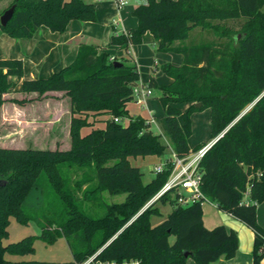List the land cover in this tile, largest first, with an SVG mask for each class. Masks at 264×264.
Listing matches in <instances>:
<instances>
[{
	"label": "trees",
	"instance_id": "1",
	"mask_svg": "<svg viewBox=\"0 0 264 264\" xmlns=\"http://www.w3.org/2000/svg\"><path fill=\"white\" fill-rule=\"evenodd\" d=\"M12 5L13 16L5 27L0 26V33L18 40L30 39L43 26L59 34L70 21H97L94 5L83 0H12L0 16ZM132 12L136 27L118 35L114 29L111 46L127 51L149 33L158 52L183 59L180 66L160 67L170 84L158 86L150 77L147 86L161 92L162 119L174 154L186 158L206 146H188L193 113L209 109L211 138L223 133L198 165L202 200L182 206L176 186L144 208L160 193L172 164L165 161L163 171L143 184L142 173L129 162L131 157H162L167 149L144 119L128 117L125 107L134 100L132 89L139 81L137 65L132 59L134 64L112 61L98 47L80 45L70 65L45 79L22 82L23 94L63 92L68 97L71 143L62 151L0 147V264H82L92 257L116 262L138 259L141 264H186L188 259L212 264L234 258L237 234L224 226L207 230L203 202L215 204L249 228L254 234L251 264L264 260V231L256 218L257 204L264 201V0H146ZM194 30L211 38L187 44ZM22 75L20 59H0V107L11 88L8 78ZM11 102L27 103L25 99ZM183 103H191L186 112L171 107ZM126 118L124 126L121 121ZM97 121L104 127H96ZM74 169H88L94 177L84 174L72 181ZM41 178L53 193L59 216L41 223L39 236L3 245L10 218L29 225L31 216L24 205ZM102 192L123 194L125 199L112 205L98 203L104 214L95 216L90 204ZM159 204H170L171 211L154 226L151 218L162 217ZM61 238L72 254L65 263L5 258V254L33 255L35 239L49 245Z\"/></svg>",
	"mask_w": 264,
	"mask_h": 264
},
{
	"label": "crops",
	"instance_id": "2",
	"mask_svg": "<svg viewBox=\"0 0 264 264\" xmlns=\"http://www.w3.org/2000/svg\"><path fill=\"white\" fill-rule=\"evenodd\" d=\"M134 1L136 5L135 7L146 3V0ZM91 4L95 7L97 21L91 23L81 22L78 20L70 21L63 33H53L43 26L38 28L30 39L19 41H17L18 39L8 37L4 33H0V59H20L23 63L22 77L8 78L11 84L9 93L17 96H25L27 98L25 99L27 103L23 105L13 104L15 111L20 114V117H17L16 122L18 124L22 123L28 125L25 129L19 128L18 133H32L35 137L39 136L40 138H49L52 142L50 147H46L44 149L32 147V149L68 150L71 143L69 139L71 110L69 99L63 92H46L45 95L42 96H39L36 93H21V85L24 80L45 79V77L60 71L61 68L70 65L73 63L80 45L96 46L99 50H103L115 60H124L123 50L111 46L109 41L114 29L116 31L115 34L118 35L124 33L128 29H134L136 27L137 21L132 15V11L135 7L125 10L122 8L118 10L115 8V5L111 0H100L99 2H91ZM148 44L155 45L156 43L149 33H145L142 37L140 46H130L127 51L125 50V52L127 56L132 55L136 58L137 56L142 57V63L146 65L149 71L154 73V70L156 72L158 63L156 61L152 62L151 60L146 59L151 55L149 48L146 47ZM108 47H110V49L106 50ZM170 54L171 53H164L163 55ZM179 56L180 57L177 58H168L171 61L166 59L168 56L162 57L163 65L171 64L180 66L183 63V59L181 55ZM134 61L136 63L137 60L135 59ZM152 68H154V70H152ZM150 77L152 76H149V78ZM170 83L171 80L168 78L165 85ZM138 86L146 85L141 84ZM8 96V94H5L3 98L6 99L5 97ZM150 96L145 97L142 104H137L134 99L133 101L127 103L125 108L129 119L136 117L144 119L146 123L150 124L151 130V125L154 124L155 119H162L165 113L163 107L160 105V102L158 101L157 103H154L152 99H149ZM190 105L191 103H183L174 104L171 105V107H175L181 112H186L190 108ZM5 109L8 111L11 110L10 108H6V103H4L0 107V115L3 114V118L8 119L7 115H9V113L6 114ZM126 120H128V118H126ZM209 120V109H206L203 112L193 113L190 116V121L192 123V133L188 138V146L190 149L197 146L207 145L214 141L210 136L211 128ZM197 126L205 128V135L201 138L195 136ZM85 131V133L88 132L87 129ZM59 132L64 134L66 138V143L64 145L67 149H64V147L62 149H58L57 147L58 142L56 139L60 135ZM173 153L174 152H172V154ZM180 193L184 196L186 195V192L182 190ZM244 202L247 204L250 203L248 202L247 197L244 198ZM256 218L258 225L264 231V201L257 204ZM202 219L203 226L207 230L213 229L217 226H224L226 229L234 231L238 238V251L236 256L229 260L219 259L212 264L252 263L254 234L249 228H247L242 222L240 223L236 219L231 218L228 214L222 213L217 209L215 204L209 202L202 203ZM189 260L191 259H188L186 264H190ZM260 264H264V260H262Z\"/></svg>",
	"mask_w": 264,
	"mask_h": 264
},
{
	"label": "rangeland",
	"instance_id": "3",
	"mask_svg": "<svg viewBox=\"0 0 264 264\" xmlns=\"http://www.w3.org/2000/svg\"><path fill=\"white\" fill-rule=\"evenodd\" d=\"M0 0V11L5 7L7 8L12 0ZM87 4H91V2H95L96 0H83ZM97 2V1H96ZM135 1L131 0L123 9H128L131 7H135ZM226 25H229L230 27H233L235 30L236 25L233 24V22H227ZM203 38H211L207 34H201L197 32V30H194L190 33L188 42L199 40ZM19 41V40H17ZM141 45V43H140ZM139 45V46H140ZM138 47V46H136ZM149 48L151 55L147 57L146 59L151 60L152 62L156 61L158 63L156 72L154 68V73L149 71L147 69L146 65L142 63V57L137 56L134 57L132 55L127 56L125 50L123 51V57L124 60H127L128 64H134L132 60L130 59H136V65H137V71L139 76V81L137 85L144 84L148 86L149 76H152L155 79L156 85L163 86L166 84L168 77L164 75L160 67L163 65V58L165 56H168V58L173 57H180L177 54H170V55H163L164 53L158 52L156 49V44H148L146 46ZM110 49V47L106 48V50ZM140 60V62H139ZM168 61H171L168 59ZM142 66V67H141ZM141 68V69H140ZM149 75V76H148ZM15 84V82H14ZM150 92H152V95L149 99H152L154 103H157L159 101V97L161 96V92L158 89L155 88H148ZM8 97H5L6 99V108H10L11 110H6V114L8 119L3 118V114L0 115V147L5 148H19V149H25V148H32V147H39V149H44L46 147H50L52 145V142L49 138H40L35 137L32 133H18L19 128L25 129L28 125L17 123L16 119L17 117H20V114H18L15 109L13 108V104L11 100L14 99H27L25 96H17L12 95L8 93ZM16 105V104H15ZM146 112V111H145ZM67 116V115H66ZM128 120L124 119L121 124L124 126ZM96 127L103 128L104 125L102 122H96ZM151 131L155 135H160V140L167 146V149L165 153L162 155V157H154V156H147V157H137V158H129V162L133 167H137L139 171L142 173V183L146 184L150 182V180L153 179L155 173L153 172V169L160 164L165 163V161L172 159V152H173V142L172 139H170L169 134L166 131V125L161 118H156L154 121V124L151 125ZM86 131L83 130V133ZM59 136L57 137L58 142V149H67L65 147V141L66 138L64 134L59 132ZM205 135V128H202V126H197L195 130V136L201 138ZM20 146V147H19ZM22 147V148H21ZM24 147V148H23ZM70 178L72 181L79 180V178H82L85 175H88V177L93 178L94 174L92 171L88 169H79V170H73L70 173ZM94 185V181L90 183L89 187H92ZM31 194L27 197L24 207L26 208L27 213L31 216V221L29 222L28 226H23L21 224H18L14 221L13 218L9 219V226L7 228L8 236L7 238L3 239V245L17 243V241H20L23 238L26 237H32V236H39L41 233V223L43 225L45 224L48 219L51 218H57L59 215L58 207L55 206V201L53 198V193L50 190V187L46 180L44 178H41L37 189L31 190ZM184 196V195H183ZM125 199V195L119 194V195H109L107 192H102L100 196H97L94 200L91 202V213L96 215H103V210L97 205L98 203L102 202L106 205H112L114 203H121ZM147 207V204L144 206V208ZM159 211L162 214L161 218L158 217H152L151 222L152 225H158L163 221L168 213L171 211L170 204H159L158 206ZM143 208V210H144ZM33 247L35 249L33 255H24V256H9L5 254V258L12 262L17 261H26V262H33V261H40V262H54V263H65L67 261H70L72 259V254L70 252L69 246L65 239H58L54 244L46 245L43 241L40 239H35L33 243ZM190 264H194L193 261L189 260Z\"/></svg>",
	"mask_w": 264,
	"mask_h": 264
},
{
	"label": "built area",
	"instance_id": "4",
	"mask_svg": "<svg viewBox=\"0 0 264 264\" xmlns=\"http://www.w3.org/2000/svg\"><path fill=\"white\" fill-rule=\"evenodd\" d=\"M99 2L100 0H96ZM115 5V8L120 10L124 6H126L131 0H111ZM113 57H110V60H113ZM133 97L136 100L137 104H142L145 97L151 95L147 86H135L132 89ZM115 123H119V119L114 118ZM213 144V141L206 146L200 148L199 150L192 152L186 158H179L174 153L172 154V159L169 162L172 164L171 173L167 182L163 185L160 193H158L151 201L158 199L160 195L165 193L166 191L175 188L178 186L180 190L186 192V195H181L177 202L180 203L182 206H189L192 203L200 202L202 200V194L200 192L199 181H200V174L198 169V165L201 159L205 156L207 149ZM166 163V162H165ZM165 163L160 164L159 166L153 169L155 174H159V172L163 171ZM149 201L147 206L150 205ZM82 264H141L140 260L138 259H129L122 262L116 261H94V257L89 258Z\"/></svg>",
	"mask_w": 264,
	"mask_h": 264
},
{
	"label": "water",
	"instance_id": "5",
	"mask_svg": "<svg viewBox=\"0 0 264 264\" xmlns=\"http://www.w3.org/2000/svg\"><path fill=\"white\" fill-rule=\"evenodd\" d=\"M13 11H14V5H12L9 9H7L6 11H4L1 16H0V26L1 27H5L6 24L11 20V17L13 16ZM115 65H121L120 62H114ZM196 106H200V104H196ZM251 108V106L249 108H247L241 115H243L244 113H246L249 109ZM240 115V116H241ZM239 116V117H240ZM238 117V118H239ZM223 135V133L221 135H219V137H217V139H215L213 141V144ZM156 200V199H155ZM155 200L151 201L150 203L154 202ZM143 211V210H142ZM188 253H185V256H187Z\"/></svg>",
	"mask_w": 264,
	"mask_h": 264
}]
</instances>
